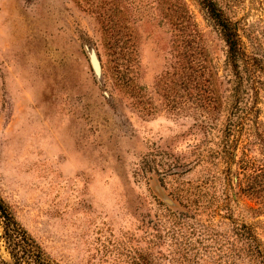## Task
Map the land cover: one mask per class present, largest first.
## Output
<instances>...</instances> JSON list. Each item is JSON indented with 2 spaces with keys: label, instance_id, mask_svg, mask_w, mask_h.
<instances>
[{
  "label": "rangeland",
  "instance_id": "374dc122",
  "mask_svg": "<svg viewBox=\"0 0 264 264\" xmlns=\"http://www.w3.org/2000/svg\"><path fill=\"white\" fill-rule=\"evenodd\" d=\"M211 1L237 75L198 0H0V197L55 264H224L227 209L264 246V0Z\"/></svg>",
  "mask_w": 264,
  "mask_h": 264
},
{
  "label": "trees",
  "instance_id": "16d2710c",
  "mask_svg": "<svg viewBox=\"0 0 264 264\" xmlns=\"http://www.w3.org/2000/svg\"><path fill=\"white\" fill-rule=\"evenodd\" d=\"M198 1L219 28L227 47L228 64L233 73L237 75L241 53L235 29L223 18L211 0ZM228 176L226 174L223 179L225 187L228 186L227 188H229L228 183L230 182ZM260 179L264 180V159L256 162L243 153L241 158V198L254 203L258 210L256 214H261L264 209V181H260ZM228 197L231 202H235L232 195ZM226 212L225 217L221 219L231 221L232 239L226 242L224 264H264V246L254 230L246 224L232 222L233 212L231 209H227ZM0 224L2 228L1 239L12 264H55L27 230L19 224L9 206L1 197ZM183 250L185 252L182 253L184 255L179 259V264H199L195 257L189 256L190 250L188 248ZM135 264L158 263L150 256H141Z\"/></svg>",
  "mask_w": 264,
  "mask_h": 264
},
{
  "label": "water",
  "instance_id": "95a60500",
  "mask_svg": "<svg viewBox=\"0 0 264 264\" xmlns=\"http://www.w3.org/2000/svg\"><path fill=\"white\" fill-rule=\"evenodd\" d=\"M90 60H91V65H92V68H93L95 74L99 75V64H98V61H97L96 57L94 56V54H91Z\"/></svg>",
  "mask_w": 264,
  "mask_h": 264
}]
</instances>
